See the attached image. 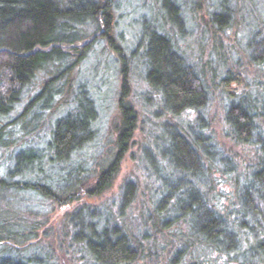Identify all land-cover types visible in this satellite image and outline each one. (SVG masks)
<instances>
[{
  "label": "trees",
  "instance_id": "trees-1",
  "mask_svg": "<svg viewBox=\"0 0 264 264\" xmlns=\"http://www.w3.org/2000/svg\"><path fill=\"white\" fill-rule=\"evenodd\" d=\"M156 1L162 16L143 27L132 61L141 55L147 98L155 96L164 122L153 149L141 148L144 176L157 188L128 179L114 202L90 205L81 203V190L87 202L109 192L138 130L128 58L115 31L117 0H0V213L32 192L39 209L26 213L34 218L49 202L75 205L51 240L26 234L34 221L17 232L1 229L0 264H192L187 258L195 254L264 264V19L241 64L231 55L252 0ZM185 35L198 51L194 59L179 42ZM100 41L124 60L116 153L90 179L72 159L97 137L99 113L78 79ZM185 114L194 121L181 122ZM46 137L43 150L33 147ZM77 213L84 215L79 224Z\"/></svg>",
  "mask_w": 264,
  "mask_h": 264
},
{
  "label": "rangeland",
  "instance_id": "rangeland-1",
  "mask_svg": "<svg viewBox=\"0 0 264 264\" xmlns=\"http://www.w3.org/2000/svg\"><path fill=\"white\" fill-rule=\"evenodd\" d=\"M144 1L145 0H117L115 8L116 37L119 45L124 51V58H128L125 62L127 65L129 64L130 67L129 80L131 81L130 84L132 87L131 98L133 100L134 108L138 112L139 116L138 130L133 138L131 150L128 152L122 163H120L117 176L109 192L102 198L100 197L101 199L98 201L92 199L87 202V199L83 198L86 194L83 193L84 190L82 189L79 194V197L82 199V204L89 203L90 205H98L99 203L107 201H110L109 203L114 202L113 200L115 196L121 192L122 186L126 183V181H128V179L135 183H137L136 181L140 179V182L146 186L153 185L154 189L157 188L155 178L153 176L147 177V179L144 176V170H146V168H144L146 164L143 163L145 154L141 151V148L148 143L153 149L154 138L161 132L160 130H162V128L160 125L164 122L158 113L160 109L157 106L155 96L150 94L153 97L152 101H149L151 99L147 98L149 95L147 94L149 88L143 79L144 70L143 67L140 66L141 55L139 54L138 58L139 64H136L132 61V54L141 38L143 27L146 25H154L156 23L155 21L157 20V16H162V13L157 11L159 3L156 0H150V4L146 8H144ZM245 7L248 10L247 13L249 14L245 18L244 23L247 27L241 29V31L237 34V43L235 46H237L239 50L233 49L234 52L231 55V59L233 61L241 64H245V60L242 57L243 54L240 52L246 50L249 37L254 31L253 29H256L255 24L262 22L264 19V2H261L260 0H252L247 2ZM206 9H204V11H206ZM213 10L214 7L211 4L209 6V11L213 12ZM249 12L254 15L251 16ZM185 14L189 16L190 12L186 11ZM192 18L193 16L187 18V24L189 27L194 28L195 24ZM250 19H252L253 22L249 21ZM232 34V32L229 33V35ZM191 41L192 38H186V35L184 39L179 40L183 51L188 55V57L194 59L193 56H198V51H193L194 46L191 44ZM182 43H184L185 46ZM233 44H235V42ZM192 52H194L193 55ZM245 53L247 54V52ZM207 54L209 59L213 60L212 65L217 66L218 61L214 53L210 54V51L208 50ZM124 58L117 56L114 52L108 49L103 41H100L95 45L85 62L80 67L78 80L80 83L85 84L89 90L90 96L95 101L99 113V119L95 124V128L97 129V137L95 141L74 156L72 159V165L80 164L82 166V174L85 176L90 175V179L93 178V175L97 171H100L107 164H109L116 153V146L114 145L116 138L115 126L119 121L118 91L122 78L120 71L121 62ZM221 67L222 66L219 65V68L217 69L219 70L218 73L220 76L223 77ZM131 68H133L135 73H133ZM249 79H251V77L247 78L248 81ZM215 88L217 89V84L215 85ZM214 109L215 106L213 107V111ZM194 119V114H185L179 118V120L184 124L188 121L192 122ZM151 131L155 132V134L149 135ZM47 138L48 137L36 144L32 143L33 147L43 150L45 148ZM57 171L58 170H53L52 175L57 174ZM3 173L4 165L0 162V174L2 175ZM46 173L49 174V168L46 169ZM32 178L33 177L30 176V179ZM221 189L226 190L228 193L231 191L232 187L227 184V187L223 186ZM33 195H35L33 192L26 194V197H23L22 195V197H20V202L16 201L14 203H10L8 208L3 204V208L6 210V213H0V230H12L13 232H17L19 230L21 231L27 228L25 222L32 224L34 221L37 223L36 229L30 230L28 227L26 234L30 235V237H37L41 235L45 236L47 240H51L54 235L59 234L63 223L65 222V215L72 213L73 210H75V205L68 204L67 202L55 205L54 203L49 202L46 206L48 207L49 204L52 208L47 213H41L43 212L41 211V214L34 218L32 216L34 213H26L39 209V198H36ZM140 196L143 198V196L146 195L144 193V195L141 194ZM41 207L42 209L45 208V206L43 207L42 205ZM80 219H84V215L77 213L73 221L77 223L81 221ZM53 221L55 222L52 223ZM33 249H36L35 246H33ZM33 252L34 251H30L28 255ZM196 255L197 254L193 255V257L187 258L189 262L192 264H222L223 262L222 259H219V261L216 262L215 256L211 254ZM67 259H70V257ZM64 261L68 264L70 263L69 261Z\"/></svg>",
  "mask_w": 264,
  "mask_h": 264
},
{
  "label": "bare ground",
  "instance_id": "bare-ground-1",
  "mask_svg": "<svg viewBox=\"0 0 264 264\" xmlns=\"http://www.w3.org/2000/svg\"><path fill=\"white\" fill-rule=\"evenodd\" d=\"M115 14H116V12H115ZM115 30H116V27H115ZM98 119H99V116H98V118H97V121H98ZM97 121H96V122H97ZM94 128H95V125H94ZM95 129H96V128H95Z\"/></svg>",
  "mask_w": 264,
  "mask_h": 264
}]
</instances>
